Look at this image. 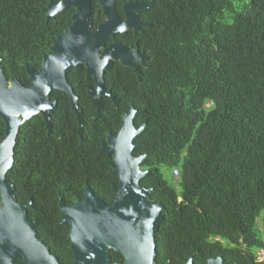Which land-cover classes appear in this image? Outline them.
I'll list each match as a JSON object with an SVG mask.
<instances>
[{"label": "trees", "instance_id": "trees-1", "mask_svg": "<svg viewBox=\"0 0 264 264\" xmlns=\"http://www.w3.org/2000/svg\"><path fill=\"white\" fill-rule=\"evenodd\" d=\"M49 2L0 0V66L8 82L17 78L29 87L25 65L40 71L57 35L72 24L74 9L47 21ZM144 16L151 23L141 35L149 65L141 80L119 63L105 74L119 105L103 99V119L90 103L85 70L68 75L83 110L82 143L63 94L52 96L58 108L50 135L41 115L20 127L18 166L7 175L16 200H32L28 217L38 239L61 264H73L59 197L73 205L89 186L113 204L119 181L102 140L117 135L131 103L139 111L135 127L146 124L134 141L143 145L134 155L145 154L148 165L142 166L151 170L140 183L154 188L149 199L164 207L157 264H184L190 257L194 264L218 257L250 264L247 254L264 264L257 261L264 249V0H156ZM103 20L93 3V29ZM5 137L0 118V143ZM110 255L111 264L124 261L118 252Z\"/></svg>", "mask_w": 264, "mask_h": 264}, {"label": "water", "instance_id": "water-1", "mask_svg": "<svg viewBox=\"0 0 264 264\" xmlns=\"http://www.w3.org/2000/svg\"><path fill=\"white\" fill-rule=\"evenodd\" d=\"M154 1L143 9L139 8L143 0H136L126 7V16L135 26V32L139 30L140 22L138 16L129 10L135 8L140 13L150 8ZM99 4L107 20L93 31L89 21L91 0L50 2L47 21L69 7L76 11L70 27L57 37L50 51L44 55L40 71L36 72L25 65L26 74L32 82L29 87L17 78L8 82L0 66V118L5 124L6 135L0 143V264H15L17 261L25 264H61L50 248L38 239L36 223L29 220L28 209L33 208L32 200L28 204L19 203L14 195V185L7 181V175L16 166L14 147L20 127L41 115L50 133V114L57 107V102H52L50 95L56 91L69 96L81 135L83 112L78 107L77 97L68 81V74L72 70L85 66L87 80L93 77L95 88L89 86L88 91L99 119H102L101 95L110 97L114 106H118L116 95L104 88L105 72L111 70L114 62L132 69L138 80H141L139 58L142 57L145 63L143 56L137 51L129 52L116 43L105 47L109 38L130 29V22H122L116 16L115 0H99ZM138 114L139 111L130 104L128 112L123 114L117 135L109 134L102 141V151L111 158V174L118 177L119 181L113 204L108 206L95 196L89 186L84 189V199L73 205H65L59 197L63 214L61 223L70 227L73 264H110V251L118 252L124 258V263L116 264L157 263V236L164 220V207L150 200L149 197L155 191L142 187L140 183L149 173L141 170V165L146 164V157L134 156L141 148V145L134 144V140L141 136L146 126L135 127L134 118ZM247 257L250 264H255L251 255L247 254ZM186 264H193V257ZM206 264L227 263L218 257L209 259Z\"/></svg>", "mask_w": 264, "mask_h": 264}, {"label": "flooded vegetation", "instance_id": "flooded-vegetation-1", "mask_svg": "<svg viewBox=\"0 0 264 264\" xmlns=\"http://www.w3.org/2000/svg\"><path fill=\"white\" fill-rule=\"evenodd\" d=\"M61 0H50V2H53V3H58V2H60ZM122 3H120V4H118L117 3V0H115V9H114V11H115V14H116V16L117 17H119V19L122 21V22H130V25H131V19L130 18H127V16H126V7L128 6V4H130V3H135L136 2V0H120ZM153 0H143V3L142 4H140L138 7L139 8H144L145 6H146V4H149V3H151ZM156 1V0H155ZM155 1H154V4L150 7V8H148V9H146L145 11H142V12H140V13H137V10L135 9V8H131L130 10H129V12L131 11L133 14H136L137 16H138V20H139V22H140V24H139V30L137 31V32H135V26L134 25H131V28L130 29H128L126 32H124V33H117L114 37H111V38H109L108 40H107V42H106V45H105V47H108L109 45H111V44H113V43H116V44H119V45H121L124 49H126L127 51H129V52H131V51H137V53L139 54V55H141V56H143L144 57V59H145V63H143V58L142 57H140L139 58V66H140V71L142 70V68H145V67H147L148 65H149V59H148V57H147V53H146V48L144 47V45L142 44V42H141V40L143 41V37L141 36L143 33H145V30H146V28L147 27H150L151 26V23H149L147 20H146V17L144 16V14L145 13H147L154 5H155ZM50 2H49V4H50ZM98 3V5H100L99 4V0H91V3H92V9H93V3L95 4V3ZM48 4V5H49ZM101 7V6H100ZM136 7V6H135ZM68 9H74L73 7H69ZM68 9H66V10H68ZM101 9H102V7H101ZM65 10V11H66ZM75 10V9H74ZM65 11H63V12H65ZM76 11V10H75ZM62 12V13H63ZM130 12V13H131ZM61 13V14H62ZM75 13V12H74ZM73 13V14H74ZM91 13H92V11H91ZM47 14V13H46ZM60 14V15H61ZM102 14H103V12H102ZM60 15H58V16H56L55 18H51V19H56L57 17H59ZM73 16V15H72ZM91 16V15H90ZM104 16V15H103ZM106 20H107V18L104 16V20H103V22H101L99 25H101V24H103L104 22H106ZM90 21V20H89ZM91 23V22H90ZM92 25V24H91ZM98 25V26H99ZM68 27H70V26H68ZM67 27V28H68ZM67 28L65 29V31L67 30ZM98 28V27H97ZM96 28V29H97ZM96 29H93V27H92V30L93 31H95ZM64 31V32H65ZM64 32H62V33H60V34H58L57 35V37L59 36V35H62ZM57 37H56V40H57ZM55 40V41H56ZM55 41H54V43H55ZM54 43H53V45H54ZM52 45V46H53ZM51 46V47H52ZM104 47V48H105ZM103 48V49H104ZM51 49V48H50ZM50 51V50H49ZM46 55V54H45ZM117 63H119V62H114V64H113V66H112V68L114 67V65L115 64H117ZM120 64V63H119ZM111 68V69H112ZM81 69H84L85 70V79H86V81L87 82H92V84H89L88 86H87V94L89 95V97H90V103H91V100H92V96L89 94V91H88V88H89V86H92V87H94L95 88V83H94V79H93V77L90 79V80H87V78H86V67L84 66V67H82V68H80V69H78V70H72V71H79V70H81ZM110 71V70H109ZM109 71H106L105 72V74L107 73V72H109ZM132 72H133V70H132ZM70 73V72H69ZM134 73V72H133ZM69 75V74H68ZM141 75H142V72H141ZM137 77V76H136ZM69 81V80H68ZM70 84V83H69ZM71 85V84H70ZM72 86V85H71ZM73 87V86H72ZM104 88H105V90L107 91V92H111V93H113L111 90H108V89H106V87H105V75H104ZM73 92H74V89H73ZM54 94H63V95H66L67 97H68V99H69V102H70V106H71V111H72V105H71V100H70V98H69V96L66 94V93H60V92H56V91H53L52 92V94L50 95V100L53 102V101H56L57 102V107H56V109L58 108V100L57 99H52V96L54 95ZM74 94H75V92H74ZM113 94H115V93H113ZM116 95V94H115ZM75 96L77 97V103H78V107H79V101H78V96L75 94ZM117 97V96H116ZM118 98V97H117ZM103 99H109L111 102H112V104H113V106H114V103H113V101H112V99L110 98V97H107V96H104V95H101V97H100V99H99V102H100V104H101V107H102V103H101V101L103 100ZM118 100H119V98H118ZM131 104V103H130ZM129 104V105H130ZM91 105H92V103H91ZM118 105H119V102H118ZM92 106H94V105H92ZM95 107V106H94ZM115 107V106H114ZM118 107V106H117ZM116 107V108H117ZM128 108H129V106H128ZM56 109L54 110V112H52L51 114H50V122H51V118H52V115L55 113V111H56ZM79 109H81L80 107H79ZM82 110V109H81ZM103 110V109H102ZM102 110H101V112H102ZM82 112H83V110H82ZM95 112H96V118L97 119H99L98 117H97V111H96V107H95ZM127 112H128V110H127ZM72 113L74 114V116H75V119H76V121H77V117H76V114L72 111ZM124 113H126V112H124ZM123 113V114H124ZM123 114H122V117H123ZM139 115V114H138ZM137 115V116H138ZM102 116V115H101ZM136 116V117H137ZM36 117V116H35ZM42 117V116H41ZM135 117V118H136ZM34 118V117H33ZM43 118V117H42ZM134 118V119H135ZM83 119H84V115H83ZM102 119H103V117H102ZM31 120V119H30ZM44 120V119H43ZM122 120V119H121ZM29 121V120H28ZM44 123H45V121H44ZM77 124H78V121H77ZM84 125V124H83ZM142 125H144V124H142ZM142 125H140V126H142ZM139 126V127H140ZM45 127H46V123H45ZM138 127V128H139ZM83 128V127H82ZM137 128V127H136ZM46 130H47V127H46ZM78 130H79V126L77 127V130L75 131V134L79 137V139H80V142L82 143V141H83V138H82V129H81V135H79V133H78ZM51 132H52V124H51ZM51 132L50 133H48V130H47V134L48 135H50L51 134ZM72 133H74V132H68V134L69 135H71ZM109 134H107V136H108ZM112 135V134H111ZM107 136H106V138H107ZM114 136V135H113ZM104 140H106V139H104ZM136 140V139H135ZM134 140V141H135ZM3 141V140H2ZM1 141V142H2ZM103 141V140H102ZM17 142V141H16ZM135 145H141V148L140 149H142V144H140V143H134ZM17 146V145H16ZM15 146V147H16ZM14 147V148H15ZM139 149V150H140ZM138 150V151H139ZM137 151V152H138ZM136 153V152H135ZM134 153V154H135ZM135 156V155H134ZM139 156H145L146 157V155L145 154H143V155H139ZM135 157H138V156H135ZM14 158H15V160H16V157H15V152H14ZM145 160H146V158H145ZM142 165H148V162L146 161V164H142ZM141 165V170L142 171H147L149 174L151 173V170L150 169H145V168H143V166ZM16 166H18V164H17V160H16ZM166 173V172H165ZM149 174H148V176H149ZM147 176V177H148ZM146 177V178H147ZM148 189V188H147ZM150 189H153L154 190V188H150ZM155 191V190H154ZM155 193V192H154ZM153 193V194H154ZM33 223H35V222H33ZM110 253V252H109ZM189 260V258L188 259H185V260H183V262H184V264H186V262ZM112 261H113V259H112V255H111V262H110V264L112 263ZM168 261H169V259H168ZM257 261H258V257H257ZM259 262V261H258ZM116 263H124V261L123 262H114L113 264H116ZM15 264H16V262H15ZM157 264V263H156ZM193 264H194V260H193Z\"/></svg>", "mask_w": 264, "mask_h": 264}, {"label": "built area", "instance_id": "built-area-1", "mask_svg": "<svg viewBox=\"0 0 264 264\" xmlns=\"http://www.w3.org/2000/svg\"><path fill=\"white\" fill-rule=\"evenodd\" d=\"M180 177V169L176 168L173 170V178L177 180ZM257 257L259 262H264V249L257 252Z\"/></svg>", "mask_w": 264, "mask_h": 264}, {"label": "rangeland", "instance_id": "rangeland-1", "mask_svg": "<svg viewBox=\"0 0 264 264\" xmlns=\"http://www.w3.org/2000/svg\"><path fill=\"white\" fill-rule=\"evenodd\" d=\"M166 176H167V179H168V175H167V174H166ZM258 224H259V225L262 224V223H261V220L258 221Z\"/></svg>", "mask_w": 264, "mask_h": 264}]
</instances>
